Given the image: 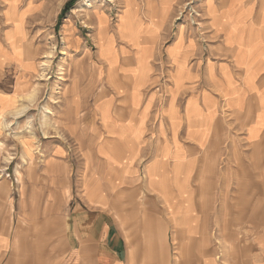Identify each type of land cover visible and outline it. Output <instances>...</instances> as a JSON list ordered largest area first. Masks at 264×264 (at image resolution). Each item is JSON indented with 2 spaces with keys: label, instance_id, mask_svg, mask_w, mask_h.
<instances>
[{
  "label": "crops",
  "instance_id": "crops-1",
  "mask_svg": "<svg viewBox=\"0 0 264 264\" xmlns=\"http://www.w3.org/2000/svg\"><path fill=\"white\" fill-rule=\"evenodd\" d=\"M137 1L155 8L166 3L173 9L176 4ZM210 1L221 9L229 0L223 5ZM238 5L244 17L232 39L225 25L209 23L214 39L220 38L212 58L222 60L205 65L196 60L198 43L182 39L181 45L176 41L170 46L169 70L153 65L160 26L149 41L153 54L145 72L127 66L111 72L104 67L101 97L94 86L97 101H74L78 111L90 110L78 113L73 123L82 120L87 125L82 130L74 125L75 133L70 131L79 150L78 132L88 139L97 137L93 156L89 155L92 164L87 166V154L81 157L75 184V164L56 145L39 171L32 167L33 172L19 174V199L10 194L11 180L0 174V264H145L146 257L157 255L145 253L142 235L149 244L158 243L160 251L163 248L160 262L151 264H171L170 234L174 246H183L189 234L200 229L192 224L189 199L179 197L178 187L191 185L199 169L197 155L205 153L214 124L219 118L223 121L225 113L238 123L237 137L252 145L264 138V36H258L259 31L264 35L263 15L259 2L238 0ZM9 65L14 88L10 93L0 86V101L6 105L0 117L18 104L29 82L27 64ZM94 81L98 85L97 76ZM89 93L94 96L93 87ZM28 146L31 156L26 164L31 166L33 150ZM140 193L146 208H129ZM184 214L190 225L176 230L174 218ZM143 217L145 229L139 222Z\"/></svg>",
  "mask_w": 264,
  "mask_h": 264
},
{
  "label": "rangeland",
  "instance_id": "rangeland-1",
  "mask_svg": "<svg viewBox=\"0 0 264 264\" xmlns=\"http://www.w3.org/2000/svg\"><path fill=\"white\" fill-rule=\"evenodd\" d=\"M212 1L223 5L226 0ZM252 1L260 3L264 23V0ZM68 3L71 7L66 12ZM224 6L217 9L210 0H176L173 9L166 3L151 9L137 0H129L128 5L126 0H0V71H4L0 72V86L10 93L13 91L10 63H24L30 69L27 91L19 96L20 101L14 108L0 117L3 123L0 174L11 180L13 199L20 198L19 174H25L32 167L38 170L55 145L62 146L75 164L74 184L80 180L77 164L82 163L81 157L85 154L87 166L92 164L89 155L93 156L97 137L88 139L78 132L87 123L81 120L73 124L75 118L78 113L90 110L78 111L74 101H97L94 86H98L97 97H101L106 84L104 67L111 72L122 66L133 72H145L153 54L149 41H154L160 26L156 54L151 58L153 65L169 70L170 46L176 41L181 45L182 39L198 43L196 60L205 65L208 60H222L212 58L214 45L220 38L212 36L210 20L225 25L226 34L232 39L244 17L238 0H229ZM127 11L133 13L128 15ZM259 33V37L264 36ZM108 48L112 50L110 54L106 52ZM21 52L30 61H25ZM95 76L98 85H95ZM91 87L94 96L88 94ZM5 108L0 101V113ZM107 113L106 106L102 107L103 119ZM222 119L216 120L205 153L197 155L199 169L191 185L186 189L179 184V197L189 199L190 206L187 205L194 215L192 224L200 229L192 236L189 234L183 246H174L170 234L171 264H264V138L258 144H249L237 137L238 123L232 115L223 113ZM74 125L79 129L76 138L81 150L72 134ZM254 133L255 130L251 135ZM23 141L32 146L31 166L23 161ZM184 191L186 194L181 195ZM143 201L144 194L140 193L129 208L145 209ZM174 219L176 230L190 225L187 214ZM144 220V217L139 220L143 229ZM142 237L145 253L157 255L156 259L146 257L145 264L160 262L163 248L160 251L158 243L149 244ZM34 241L38 244L39 237L35 235Z\"/></svg>",
  "mask_w": 264,
  "mask_h": 264
},
{
  "label": "bare ground",
  "instance_id": "bare-ground-1",
  "mask_svg": "<svg viewBox=\"0 0 264 264\" xmlns=\"http://www.w3.org/2000/svg\"><path fill=\"white\" fill-rule=\"evenodd\" d=\"M89 1V0H88ZM110 1H112V0H110ZM127 1V5L129 4V0H126ZM224 8L226 7V6H223ZM151 9H152V7H151ZM152 11V10H151ZM221 11V10H220ZM223 11V10H222ZM128 15H130L131 13H133V12H131V11H127L126 12ZM153 13V12H152ZM153 15H154V13H153ZM155 17H157L158 18V15H154ZM124 22H126V23H128V19H125V21ZM21 43H18V45H17V48L21 51V45H20ZM106 50V49H105ZM109 51L110 52H112V50L111 49H107L106 50V52L108 53V54H110L109 53ZM21 55H22V58L24 59V55L22 54V52H21ZM26 59V60H25ZM24 60L25 61H30V59H29V57L28 58H25ZM45 63V62H44ZM44 65V64H43ZM42 65V66H43ZM45 67V66H44ZM45 70V69H44ZM44 72V71H43ZM42 76V75H41ZM43 77V76H42ZM32 98H33V95H32ZM23 145H24V147H25V153H24V156H23V161H26V157L27 156H31V153H30V147L28 146V141H23ZM2 148H3V145H2V143L0 142V152L2 151ZM8 160H10V158H8V159H6V161H8Z\"/></svg>",
  "mask_w": 264,
  "mask_h": 264
},
{
  "label": "trees",
  "instance_id": "trees-1",
  "mask_svg": "<svg viewBox=\"0 0 264 264\" xmlns=\"http://www.w3.org/2000/svg\"><path fill=\"white\" fill-rule=\"evenodd\" d=\"M71 7V3H68L67 5H66V7H65V11L67 12L68 11V9Z\"/></svg>",
  "mask_w": 264,
  "mask_h": 264
}]
</instances>
